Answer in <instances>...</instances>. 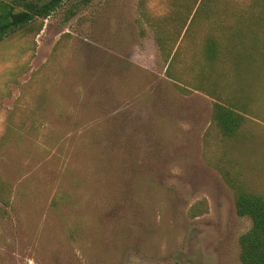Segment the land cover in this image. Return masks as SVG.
I'll return each mask as SVG.
<instances>
[{
  "label": "rangeland",
  "instance_id": "rangeland-1",
  "mask_svg": "<svg viewBox=\"0 0 264 264\" xmlns=\"http://www.w3.org/2000/svg\"><path fill=\"white\" fill-rule=\"evenodd\" d=\"M7 20L0 264H241L251 221L222 173L264 195V0H62ZM211 96L242 105L234 139Z\"/></svg>",
  "mask_w": 264,
  "mask_h": 264
},
{
  "label": "trees",
  "instance_id": "trees-1",
  "mask_svg": "<svg viewBox=\"0 0 264 264\" xmlns=\"http://www.w3.org/2000/svg\"><path fill=\"white\" fill-rule=\"evenodd\" d=\"M62 0H49L44 4V13L40 18H46ZM32 19V18H30ZM10 21V22H8ZM26 22L7 20V27L21 26ZM6 24L0 22V37H2ZM40 23L37 27L39 31ZM204 58L207 62H215L219 55L218 42L214 37H208L203 47ZM166 59L168 55L166 54ZM213 98L211 125L216 131L215 135L223 142L234 139L239 135V129L245 116L239 110L242 105L234 102H222L221 96ZM222 176L234 193L236 214L248 217L251 221L250 228L239 236V260L241 264H264V195L247 190L241 180L234 177L228 169Z\"/></svg>",
  "mask_w": 264,
  "mask_h": 264
},
{
  "label": "flooded vegetation",
  "instance_id": "flooded-vegetation-1",
  "mask_svg": "<svg viewBox=\"0 0 264 264\" xmlns=\"http://www.w3.org/2000/svg\"><path fill=\"white\" fill-rule=\"evenodd\" d=\"M44 0H0V20L28 22L44 13Z\"/></svg>",
  "mask_w": 264,
  "mask_h": 264
}]
</instances>
